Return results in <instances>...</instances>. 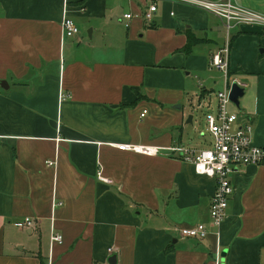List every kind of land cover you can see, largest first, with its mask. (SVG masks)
Returning <instances> with one entry per match:
<instances>
[{"label": "crops", "instance_id": "crops-1", "mask_svg": "<svg viewBox=\"0 0 264 264\" xmlns=\"http://www.w3.org/2000/svg\"><path fill=\"white\" fill-rule=\"evenodd\" d=\"M151 1L0 0V264H264V165L232 174L215 229V179L169 150L191 148L195 113L205 124L216 113L224 74L210 61L227 40L221 20L156 0L147 22ZM240 4L264 16V0ZM65 10L74 39L63 37ZM127 13L137 16L129 28ZM192 37L200 42L187 50ZM231 38L229 76L245 89L239 124L264 147V27ZM199 223L206 239L181 236Z\"/></svg>", "mask_w": 264, "mask_h": 264}, {"label": "built area", "instance_id": "built-area-1", "mask_svg": "<svg viewBox=\"0 0 264 264\" xmlns=\"http://www.w3.org/2000/svg\"><path fill=\"white\" fill-rule=\"evenodd\" d=\"M184 5H188L206 11L221 20L222 27L227 36L226 43L222 49L216 52L210 61L213 69L220 70L224 74V88L217 92L216 113H207L205 120L207 129L213 142L210 148L195 149L189 147H173L169 150L184 162L191 163L198 175L213 178L216 181V190L210 205V225L215 229H220L227 219V210L230 199L234 193L231 176L237 173L240 168L247 166L264 165V147L255 146L252 138L254 128L250 123L239 124L241 120V110L231 111L229 106L233 103L230 93L233 84L244 88V84L239 79H230L229 76V56L231 35L243 26L264 27V16L258 12L250 10L240 4V0H172ZM158 12V3L151 1L147 10L143 13L145 21L152 22ZM137 17L133 13L124 15L125 27L129 28L133 19ZM63 37L74 39L80 35V29L75 21L67 15L65 10L62 21ZM62 98L66 95L62 94ZM147 114L145 110L141 117ZM122 151L135 152L144 155H159L161 149L145 145H118ZM49 166L54 162L49 161ZM98 179L104 183H110L102 171L98 173ZM62 202H54V209L62 207ZM32 221L27 222V227H32ZM210 233V228L206 223H199L191 227L180 229L183 238L204 240ZM51 242L61 245L63 235L54 231L51 235Z\"/></svg>", "mask_w": 264, "mask_h": 264}, {"label": "rangeland", "instance_id": "rangeland-1", "mask_svg": "<svg viewBox=\"0 0 264 264\" xmlns=\"http://www.w3.org/2000/svg\"><path fill=\"white\" fill-rule=\"evenodd\" d=\"M88 38V36H86ZM88 41V39H87ZM231 111H239V109L234 103H232L229 106ZM195 115V121L193 124H190L188 128L190 129V136H189V145L191 148H210L211 144L213 142V139L211 138L207 125L204 122L203 119V112L198 111ZM189 134V133H188ZM202 134L206 135L205 137H202ZM191 139V140H190Z\"/></svg>", "mask_w": 264, "mask_h": 264}, {"label": "water", "instance_id": "water-1", "mask_svg": "<svg viewBox=\"0 0 264 264\" xmlns=\"http://www.w3.org/2000/svg\"><path fill=\"white\" fill-rule=\"evenodd\" d=\"M245 96V89L239 87L236 83L232 85L231 93H230V99L231 101L240 108L241 102L240 99ZM192 122V116L189 117L188 123ZM115 258V256L113 257Z\"/></svg>", "mask_w": 264, "mask_h": 264}, {"label": "trees", "instance_id": "trees-1", "mask_svg": "<svg viewBox=\"0 0 264 264\" xmlns=\"http://www.w3.org/2000/svg\"><path fill=\"white\" fill-rule=\"evenodd\" d=\"M200 41L195 39L194 37H192L189 41V46L187 48V50H189L190 48H192L194 45L198 44Z\"/></svg>", "mask_w": 264, "mask_h": 264}]
</instances>
